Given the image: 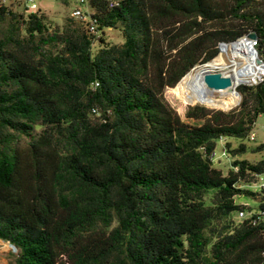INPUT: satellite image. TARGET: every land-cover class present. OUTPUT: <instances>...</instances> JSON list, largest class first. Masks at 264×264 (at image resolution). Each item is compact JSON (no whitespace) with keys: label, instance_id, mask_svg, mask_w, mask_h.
I'll return each mask as SVG.
<instances>
[{"label":"trees","instance_id":"1","mask_svg":"<svg viewBox=\"0 0 264 264\" xmlns=\"http://www.w3.org/2000/svg\"><path fill=\"white\" fill-rule=\"evenodd\" d=\"M88 1L90 20L63 26L0 1V241L14 264H264V158H243L264 151L249 145L264 83L240 86L228 113L174 92L200 126L165 97L222 42L256 34L264 59V0Z\"/></svg>","mask_w":264,"mask_h":264},{"label":"rangeland","instance_id":"2","mask_svg":"<svg viewBox=\"0 0 264 264\" xmlns=\"http://www.w3.org/2000/svg\"><path fill=\"white\" fill-rule=\"evenodd\" d=\"M66 1L67 2L63 0H36V4L48 16L50 22L53 25L63 26L66 23L67 18L73 17V12L80 6V0H66ZM8 4H14L15 10L19 12H23L25 10V7L29 3H28V0H8ZM75 20H77V22L81 21L79 18H76ZM107 34L116 43H121L123 41L120 33L117 31H108ZM218 62H223L225 67L227 66L225 59L221 55L216 61L211 62V64H215ZM201 69L202 68L198 66L196 67V69L193 70L194 74L191 77V82L193 83V85L195 84L197 80V74L201 71ZM190 76L191 74L183 78L182 81L176 86L174 91H172V89H167L165 92V97L167 101L180 114V116L186 123L190 125H194V126L202 125L201 121H195V120L186 118V113L188 112L189 108L192 106L183 108V106L177 99L174 92H176L179 95V98L182 101L183 105L196 104V105L203 106L212 111H222V112L228 113V112H231L232 110H235L240 105L242 101V97L240 98L241 101L235 107L229 106L224 109L215 108V107L210 106L209 101H206L205 103L187 102L185 100V96L187 94V84H184V82L186 80L189 81ZM212 98L210 99L212 100L211 102H217L223 98V95L220 93H214V96ZM253 133H256L257 138H256V141L249 142V145L252 147L264 145V115L259 117L257 124L253 130ZM226 142H227L226 140L219 142L218 147L216 149L217 159L215 160L216 166L220 168L221 170H223L225 173L228 172V170L232 167V164L234 162L233 157H231L229 154L227 157L223 156V152L226 150ZM234 144L237 146L236 142H234ZM243 158L248 159L250 161H259L262 158H264V151L258 155H253L252 153L248 152L246 155L243 156ZM237 202L243 205H253V206L257 205L256 201L250 198H246L244 196L239 197L237 199ZM247 216L248 214L246 213L244 218H247ZM17 254H18V251L16 249L12 248L9 244L0 241V264H14L15 257Z\"/></svg>","mask_w":264,"mask_h":264},{"label":"built area","instance_id":"3","mask_svg":"<svg viewBox=\"0 0 264 264\" xmlns=\"http://www.w3.org/2000/svg\"><path fill=\"white\" fill-rule=\"evenodd\" d=\"M1 3H7L8 0H0ZM88 0H80V6L73 12V17L83 19L85 21L90 20V10L88 7ZM28 7L30 11L36 12L40 7L36 4V0H28ZM86 8V9H85ZM96 24L92 22L90 30L92 32L96 31ZM253 34V33H252ZM243 40H248L250 47L253 51V54L251 55L250 51L248 49H245L240 52L239 56L235 55L233 53L232 47H234L236 44L240 43ZM258 38L256 39H251L249 35H246L237 41L234 42H222L219 44V55L223 56V58L226 61V64L228 66V69H222V68H217L216 70L220 71H226V72H232L234 71V63H239L241 65V68L239 67V71L244 70V71H249L252 70L249 75L243 77V81L238 84L237 89L240 86H250V87H256L259 86L260 84L264 83V59L260 56L258 52ZM218 55V56H219ZM209 64V63H208ZM201 65L199 67L206 66ZM237 95L241 98L240 94L237 93ZM241 99L239 100V102ZM257 135L256 133L251 134V141H256ZM224 139H221L220 141H223ZM223 156L227 157L228 153L225 150L223 152ZM215 160L216 154H214ZM257 189L262 190L264 189V176L260 177V181L258 185L256 186ZM246 212L241 211L239 213V218L244 219Z\"/></svg>","mask_w":264,"mask_h":264},{"label":"bare ground","instance_id":"4","mask_svg":"<svg viewBox=\"0 0 264 264\" xmlns=\"http://www.w3.org/2000/svg\"><path fill=\"white\" fill-rule=\"evenodd\" d=\"M248 49L251 53L253 54V51L250 47V44L248 40H243L240 43L236 44L234 47H232L233 53L237 56H239L240 52ZM234 71L232 73L234 74L235 80L237 84H240L243 81V77L249 75L252 70L249 71H244L241 70L239 71V67L241 68V65L239 63H234ZM201 71L197 74V80L195 84L191 82V77L194 74V71L191 72V76L189 81H185L184 84H187V94L185 96V100L187 102H197V103H205L206 101L210 102V106L215 107V108H220L224 109L229 106L235 107L240 100V97L237 95L235 92H230V93H221L223 95V98L220 101L217 102H211L210 100L213 96L214 93L209 91L205 84H204V73L214 71L217 68H222V69H228V67L223 64V62H218L215 64L209 63L206 66L201 67ZM189 75V74H188ZM213 99V98H212Z\"/></svg>","mask_w":264,"mask_h":264},{"label":"water","instance_id":"5","mask_svg":"<svg viewBox=\"0 0 264 264\" xmlns=\"http://www.w3.org/2000/svg\"><path fill=\"white\" fill-rule=\"evenodd\" d=\"M251 39H256V34H249ZM196 69V68H195ZM204 84L206 88L213 93H238L234 74L232 72L214 70L204 73ZM12 248L16 249L12 244Z\"/></svg>","mask_w":264,"mask_h":264}]
</instances>
